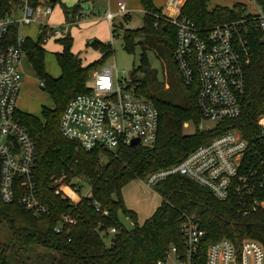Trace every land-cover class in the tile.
<instances>
[{"label":"trees","instance_id":"16d2710c","mask_svg":"<svg viewBox=\"0 0 264 264\" xmlns=\"http://www.w3.org/2000/svg\"><path fill=\"white\" fill-rule=\"evenodd\" d=\"M12 1L15 0H0V17L8 13ZM56 1L59 0H49V3L54 5ZM140 1L144 12L143 25L136 29L123 28L121 36L127 51H133L136 43L141 46V64L138 68L142 69L147 63V44L162 41L172 55L176 35L175 28L153 0ZM208 2L184 0L181 14L192 19L199 27L242 17L243 4L236 3L231 7L217 5L209 9ZM78 9L79 4L63 6L65 20H70ZM15 36L16 27L12 26L6 42H12ZM165 37L168 41H164ZM246 38L250 60L245 68L246 92L242 99V111L237 118L199 128L201 117L196 105L195 86L189 88L188 103L182 105L166 100L161 93L147 96L145 81L138 82L133 78L137 91L150 99L158 110V132L154 143L148 146L123 145L115 150L102 147L83 150L61 135L60 117L71 97L88 91V71L112 54L111 44L97 39L91 41L90 44L100 51L101 57L83 67L78 56L71 51L70 33L57 38L63 47L54 52L60 74L53 77L44 68L46 50L41 46L40 37L37 40L28 37L25 54L42 80L43 87L55 99L57 107L54 110L44 107L42 120L31 113H19L17 110L16 117L35 140L34 175L37 190L39 196L50 205L51 211L48 215H37L16 203L7 204L0 200V223L5 222L9 230L12 257L16 256L18 249L25 251L40 247L52 253L50 264H156L170 244L183 248L179 228L183 213L193 215L205 230L195 264H203L207 245L220 238L237 241L251 237L264 246V206L247 217L238 216L231 201L218 200L209 189L185 176L170 175L153 187L161 200L142 223L138 222L136 212L126 207L121 195L122 187L131 180L176 163L218 133L236 128L244 138L250 140L264 127V32L252 26ZM135 72L136 69L133 74ZM185 123L192 124L194 130L191 133L184 132ZM81 181H85L90 190L75 203L55 193V188L61 183L74 187L80 193ZM63 189L69 192L68 188ZM103 210H107L108 214H103ZM119 210L134 222L131 229L119 222ZM63 214H70L75 223L66 226L68 233H57L53 227ZM111 226L116 230L111 233L107 245L104 235L110 233L108 229ZM7 248L8 245L0 243V264H9Z\"/></svg>","mask_w":264,"mask_h":264},{"label":"built area","instance_id":"2783aa9c","mask_svg":"<svg viewBox=\"0 0 264 264\" xmlns=\"http://www.w3.org/2000/svg\"><path fill=\"white\" fill-rule=\"evenodd\" d=\"M183 2L168 0L176 15L164 13L175 28L172 59L181 82L187 89L196 87L201 120L217 123L237 118L242 111L245 68L250 60L246 33L252 26L264 32V0H252L255 13H246L243 5L239 19L206 27L197 26L181 14ZM117 6L116 12L108 9L103 16L112 30L114 18L128 13L125 1H118ZM20 9V15L14 12L8 13V18H0V200L16 203L37 215H48L50 205L39 196L34 175L35 140L16 117L15 100L21 81L18 64L25 55L29 37L21 34V28L40 15L49 16L52 6L22 0ZM82 14L77 11L59 25L39 21L41 43L66 36L80 22ZM12 26L16 27V36L7 43ZM92 79L87 92L77 93L67 101L59 121L61 135L83 150H115L130 145L135 138L139 139L138 145H152L158 132V110L137 91L133 78L124 72L119 76L112 63L95 70ZM202 127L200 124L199 128ZM174 174L209 189L218 200L231 201L238 216L257 212L264 206V127L250 140L236 128L227 129L199 144L176 163L146 173L143 179L153 188ZM55 193L73 203L81 198L74 187L65 183L57 186ZM103 214L108 211L103 210ZM74 223L70 214H63L53 230L68 233L66 226ZM179 228L183 248L170 244L156 264H195L205 230L193 215L186 213L181 215ZM115 230L114 226L108 229L110 233ZM203 264H264V246L251 237L237 241L220 238L207 245Z\"/></svg>","mask_w":264,"mask_h":264},{"label":"rangeland","instance_id":"374dc122","mask_svg":"<svg viewBox=\"0 0 264 264\" xmlns=\"http://www.w3.org/2000/svg\"><path fill=\"white\" fill-rule=\"evenodd\" d=\"M22 0H15L11 2V8L8 13L14 15V10L17 9ZM37 1V0H36ZM42 7L49 3V0H39ZM118 1H129L132 5L131 17L127 21L117 17L113 21V30L106 19L100 18L111 5V11H116ZM168 0H153L154 5L160 9L163 14L175 16L173 9L168 6ZM89 2V1H87ZM90 3L89 8L85 9L83 0H59L54 2L53 12L49 19L44 18L42 15L21 28V34L37 39L39 35V21L48 22L51 25H59L65 21V15L62 7H73L79 4L78 12L83 13L80 22L70 28V36L72 37L71 51L76 54L83 67L88 66L101 57L100 51L93 45L91 41L97 39L104 44H111L112 54L107 57L104 62L94 68L89 69L86 86L92 83V76L95 70H99L103 64H115L119 76L125 73V76L136 78L138 82L145 81L146 95H153L161 93L166 100L176 104L188 103L189 89H187L181 82L180 76L173 63L171 51L167 44L162 41L147 44L146 59L147 63L144 68L139 69L141 46L136 43L133 51H127L123 47L122 32L123 28L136 29L143 25L144 12L140 0H98L94 5ZM243 4L246 13H255L256 9L252 0H209L207 7L209 9L215 6L231 7L234 4ZM129 4V5H130ZM128 6V4H127ZM16 12V13H17ZM4 14L0 18H8L9 14ZM168 41L165 37L164 41ZM137 41V39H135ZM41 46L46 50L44 54V68L53 77H58L60 74V67L55 58L54 52L59 51L63 45L57 40H51L47 43H42ZM18 69L21 73L20 89L15 100V107L17 112L31 113L41 120V111L45 107L49 110H54L57 107L55 99L51 93L46 90L42 85V80L32 67L26 54L22 57L21 62L18 64ZM136 69L135 74L133 70ZM138 69V70H137ZM202 124L205 128L211 126L213 122L200 120L199 125ZM194 130L191 123L184 124V132L191 133ZM135 178L125 184L121 189V195L124 199L126 206L133 209L138 215V222L140 223L144 217L154 211L160 203V196L152 188L147 187L144 178ZM57 181V180H56ZM55 181V182H56ZM63 183L59 184L62 185ZM58 185V186H59ZM64 187V186H63ZM80 193L78 196L86 195L89 193V186L85 181H81ZM119 222L131 229L134 222L131 218L125 215L121 210L117 212ZM111 233L104 235V241L108 245ZM0 243L8 245L7 256L9 264H50L52 253L40 247L27 248L25 251L18 249L16 256L12 257V248L10 247V233L5 222L0 223ZM17 261V263H16ZM19 261V263H18Z\"/></svg>","mask_w":264,"mask_h":264},{"label":"crops","instance_id":"0c3cea01","mask_svg":"<svg viewBox=\"0 0 264 264\" xmlns=\"http://www.w3.org/2000/svg\"><path fill=\"white\" fill-rule=\"evenodd\" d=\"M35 3H37V4H40V1L39 0H33ZM87 1H89V2H91V4L92 5H94V2H97L98 0H83V2L84 3H87V4H85V9H87V8H89V6H90V3L89 2H87ZM118 3V2H117ZM127 4H128V6H127ZM127 4H126V6H127V8H128V13L125 15V16H116L115 18H117V17H119V18H121V19H123V21H127V20H129L130 19V17H131V10H132V5L129 3V1L127 2ZM130 4V5H129ZM19 5H21V3L19 4ZM41 5V4H40ZM45 5H50V6H52V12H53V5L52 4H50V3H46ZM111 5H113V4H111V2H110V4L108 5V8H109V10L112 8L111 7ZM94 7H95V5H94ZM17 9L19 10V13L17 12V10H14V12L17 14V15H20L21 14V9H20V6H18L17 7ZM108 10V9H107ZM118 10V6H116V11ZM111 11V10H110ZM115 11V12H116ZM113 12V11H112ZM52 14V13H51ZM51 14L49 15V16H47V17H44V18H47V19H49L50 17H51ZM105 14V13H104ZM104 14L102 15V16H100V18H95V20L96 19H105V18H103V16H104ZM114 18V19H115ZM41 21H44V20H41ZM45 23H48L47 21L45 22ZM63 23V22H62ZM61 23V24H62ZM73 27V26H72ZM31 38V37H30ZM147 186V185H146ZM148 187V186H147ZM159 195V194H158ZM160 196V195H159ZM161 198V197H160ZM124 200V199H123ZM125 203V202H124ZM126 205V204H125ZM158 206V205H157ZM156 206V207H157ZM127 207V206H126ZM128 208V207H127ZM130 209V208H129ZM133 210V209H132ZM153 212V211H152ZM151 212V213H152ZM151 213H149V215H147V217L148 216H150L151 215ZM137 214V213H136ZM137 217H138V215H137ZM147 217H144V219L140 222V223H142Z\"/></svg>","mask_w":264,"mask_h":264},{"label":"water","instance_id":"95a60500","mask_svg":"<svg viewBox=\"0 0 264 264\" xmlns=\"http://www.w3.org/2000/svg\"><path fill=\"white\" fill-rule=\"evenodd\" d=\"M138 143H139V139H138V138H135V139H133V140L131 141L130 145H131V146H136V145H138Z\"/></svg>","mask_w":264,"mask_h":264}]
</instances>
